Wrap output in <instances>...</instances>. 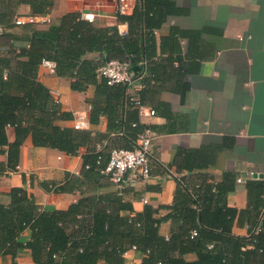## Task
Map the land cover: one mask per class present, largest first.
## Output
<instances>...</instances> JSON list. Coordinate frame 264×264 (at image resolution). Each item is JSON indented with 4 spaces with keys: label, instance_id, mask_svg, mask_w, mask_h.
Here are the masks:
<instances>
[{
    "label": "trees",
    "instance_id": "obj_1",
    "mask_svg": "<svg viewBox=\"0 0 264 264\" xmlns=\"http://www.w3.org/2000/svg\"><path fill=\"white\" fill-rule=\"evenodd\" d=\"M23 3L29 5L34 16L48 14L53 6V0H0V26L4 30L15 27V9ZM140 3L135 4L131 15L117 13V18L128 24L127 37L115 27H95L76 11L61 15L45 30L24 24L19 34H0V153L6 154L7 168L16 169L20 147L27 137L35 147L55 149L68 156H77L80 148L86 149L79 175L67 174L59 186L41 183L46 192L53 188L54 193L79 194V199L66 209L44 210L32 194L20 187L10 189L8 204L0 203V257L10 256L11 264H17L16 256L22 250L30 254L34 264H124L123 255L132 248L143 253L141 264H264L262 180L248 181L247 207L237 210L225 202L228 190L214 185L207 176L191 185L181 173L175 178L179 188L168 214L157 217L160 208L146 205L134 216L122 215L131 212L132 206L119 193H97L103 184H110L101 173L109 152L96 147L108 135L55 124L64 114L37 78L44 61L54 64L57 77L69 80L71 90L95 87L89 121L95 123L106 114L109 131L114 130L131 144L147 129L128 101L127 86L108 85L106 78L98 77L96 72L112 60L130 59L134 66L144 59L148 67L149 25L159 22L153 20L155 12L150 11L149 0ZM139 24L148 30L146 43H137L138 36L142 38L137 33ZM16 41L25 44L17 47ZM8 127L14 129L12 142L7 138ZM176 167L186 168L187 172L193 169L188 164L176 163ZM167 219L173 228L165 238L158 229ZM244 219L248 235H234V222L240 225ZM25 230L30 231V237L23 243L19 237ZM186 254H194L195 260H186Z\"/></svg>",
    "mask_w": 264,
    "mask_h": 264
},
{
    "label": "crops",
    "instance_id": "obj_2",
    "mask_svg": "<svg viewBox=\"0 0 264 264\" xmlns=\"http://www.w3.org/2000/svg\"><path fill=\"white\" fill-rule=\"evenodd\" d=\"M127 2L132 7L123 15H131L135 4L141 6L140 0ZM118 4V0H53L48 14L36 16L47 21L33 23L36 29L45 30L46 22L55 23L67 12L93 13L95 27H115L127 37V22L117 18ZM149 9L155 12L153 20L159 23L149 25V65L146 62L136 85L140 86L137 94L142 104L155 111L153 116L137 114L138 121L154 134L150 176L146 182L122 189L103 184L97 193H119L132 206L131 212L122 215L134 216L150 205L160 208L157 217H161L170 212L168 207L175 202L179 188L175 178L182 173L191 185L207 176L211 183L228 190V207L243 210L248 204V181L264 182V0H149ZM32 17L35 16L29 5L19 4L13 17L15 27L4 30L0 26V34H19L20 27L30 24ZM14 19L23 23L16 25ZM147 32L139 24L137 33L142 38L138 36V44L146 43ZM14 44L18 47L25 43ZM37 78L58 94L64 117L55 121L57 126L72 127L78 112L89 118L91 103L96 99L93 85L73 91L69 80L57 77L45 63L39 66ZM88 123L86 130L92 134L108 135L97 144L98 150L135 147L134 142L126 143L114 130L109 131L106 114H101L97 122ZM6 134L12 142L14 129L8 127ZM85 152V148H80L77 156H68L55 149L35 147L27 137L20 147L15 170L7 168L6 154L0 153V203L8 204L10 189L20 187L32 194L44 210L66 209L79 199V194L54 193L51 187L46 192L41 183L54 182L59 186L67 174L79 175ZM176 163L191 165L193 169L178 170ZM252 173L262 177L253 178ZM239 177L241 182H237ZM172 228V221L167 219L159 225L158 233L168 238ZM231 231L247 236L248 222L244 219L239 225L235 221ZM29 237L30 231L25 230L19 240L25 243ZM142 258L143 253L134 248L123 255L124 264H141ZM184 258L191 261L196 257L186 254ZM11 261L10 256L0 257V264ZM16 262L34 264L24 250L17 254Z\"/></svg>",
    "mask_w": 264,
    "mask_h": 264
},
{
    "label": "built area",
    "instance_id": "obj_3",
    "mask_svg": "<svg viewBox=\"0 0 264 264\" xmlns=\"http://www.w3.org/2000/svg\"><path fill=\"white\" fill-rule=\"evenodd\" d=\"M118 3L116 9V13L118 14H124L132 7V4L127 2V0H118ZM81 17L92 23L95 15L93 13H82ZM37 20H40V22L47 21L45 17L35 16L29 18L30 23L36 22ZM14 23L21 25L23 22L20 19H14ZM119 32L125 34L121 29H119ZM42 63L47 64L50 67V71L54 72V64L52 62L44 61ZM137 65L140 68L138 71H134V66L131 64L130 59L123 61L112 60L98 67L96 72L98 77L106 78L108 85L121 83L127 86L128 101L137 110L140 117L153 116L155 115V111L153 109H147L141 103L137 94L138 87L140 88V86L136 85V81L143 76L146 61L141 59ZM50 93L54 103L59 104L58 94L55 91H50ZM88 122L89 119L86 118L85 114L78 112L73 120L72 128L86 130L89 125ZM153 139V132L144 130L137 137L134 148H112L109 152V159L101 173L118 189L132 187L136 183L146 182L150 176ZM247 175L251 177V173ZM241 180L240 177L237 178V182H241ZM143 201L145 202V199ZM192 235H195V233H192Z\"/></svg>",
    "mask_w": 264,
    "mask_h": 264
},
{
    "label": "water",
    "instance_id": "obj_4",
    "mask_svg": "<svg viewBox=\"0 0 264 264\" xmlns=\"http://www.w3.org/2000/svg\"><path fill=\"white\" fill-rule=\"evenodd\" d=\"M133 70L134 71H138L139 70V68L138 67H133ZM252 177L253 178H261L262 177V175L261 174H257V173H252Z\"/></svg>",
    "mask_w": 264,
    "mask_h": 264
},
{
    "label": "rangeland",
    "instance_id": "obj_5",
    "mask_svg": "<svg viewBox=\"0 0 264 264\" xmlns=\"http://www.w3.org/2000/svg\"><path fill=\"white\" fill-rule=\"evenodd\" d=\"M30 24H33L34 27H35V25H36L35 23H30ZM46 24L49 26V25L52 24V23H50V22H46ZM48 26H47V27H48Z\"/></svg>",
    "mask_w": 264,
    "mask_h": 264
}]
</instances>
